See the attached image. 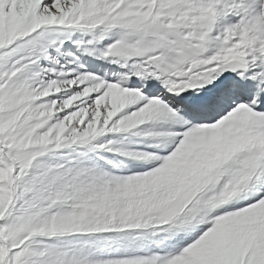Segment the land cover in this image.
Instances as JSON below:
<instances>
[{"label":"snow or ice","instance_id":"1","mask_svg":"<svg viewBox=\"0 0 264 264\" xmlns=\"http://www.w3.org/2000/svg\"><path fill=\"white\" fill-rule=\"evenodd\" d=\"M0 264H264V0H0Z\"/></svg>","mask_w":264,"mask_h":264}]
</instances>
